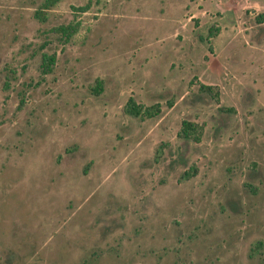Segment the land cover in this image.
Wrapping results in <instances>:
<instances>
[{
	"label": "rangeland",
	"instance_id": "374dc122",
	"mask_svg": "<svg viewBox=\"0 0 264 264\" xmlns=\"http://www.w3.org/2000/svg\"><path fill=\"white\" fill-rule=\"evenodd\" d=\"M44 1L0 0V264H264V0Z\"/></svg>",
	"mask_w": 264,
	"mask_h": 264
},
{
	"label": "trees",
	"instance_id": "16d2710c",
	"mask_svg": "<svg viewBox=\"0 0 264 264\" xmlns=\"http://www.w3.org/2000/svg\"><path fill=\"white\" fill-rule=\"evenodd\" d=\"M54 1L55 0H45L42 3V6L47 7V5L52 4ZM34 14L36 15V17H39L40 19L43 18L39 10H35ZM263 16H264L263 13L257 14L256 19L258 21H262ZM77 27H78V22L69 21L65 24H59L53 27V30L58 34V37H61V40L65 42L71 37V35L74 32H76ZM215 31H217V27L209 26L207 33H206V37H211ZM54 57H55L54 52H51V53L41 52L40 57H39V63H38L40 73L45 74L51 70L52 65L54 63ZM197 86H198L197 87L198 91L209 92L212 96L216 98L217 91L215 90L214 86L203 84V83H199ZM101 88H102V80L100 78H95L93 85L90 87V90L94 94H97L100 92ZM218 109L233 111V108L231 107L224 108L220 106ZM122 110L125 113L131 116H135V117L136 116L152 117L159 112V104L158 102H153L148 105L140 104V103L135 102L133 98L129 96L123 103ZM196 134H197V124L195 122H192L186 119H182L180 121V126L177 131L178 137L184 138V139L195 138ZM189 168L193 169L192 166H190ZM191 172H193V170H191ZM182 174L184 175V177H188L190 175L188 170H184ZM260 246H261V243L259 241L255 242L253 245L254 249H257Z\"/></svg>",
	"mask_w": 264,
	"mask_h": 264
}]
</instances>
